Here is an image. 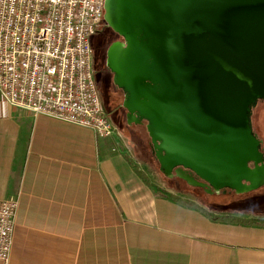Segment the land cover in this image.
<instances>
[{"label": "crops", "instance_id": "1", "mask_svg": "<svg viewBox=\"0 0 264 264\" xmlns=\"http://www.w3.org/2000/svg\"><path fill=\"white\" fill-rule=\"evenodd\" d=\"M129 143L0 92V200H18L7 264H264V212L166 187Z\"/></svg>", "mask_w": 264, "mask_h": 264}, {"label": "water", "instance_id": "2", "mask_svg": "<svg viewBox=\"0 0 264 264\" xmlns=\"http://www.w3.org/2000/svg\"><path fill=\"white\" fill-rule=\"evenodd\" d=\"M105 66L166 178L212 193L264 184L250 109L264 103V0H104Z\"/></svg>", "mask_w": 264, "mask_h": 264}, {"label": "built area", "instance_id": "3", "mask_svg": "<svg viewBox=\"0 0 264 264\" xmlns=\"http://www.w3.org/2000/svg\"><path fill=\"white\" fill-rule=\"evenodd\" d=\"M104 0H0V92L33 114L115 133L95 81L90 37ZM16 197L0 200V260L8 263Z\"/></svg>", "mask_w": 264, "mask_h": 264}, {"label": "rangeland", "instance_id": "4", "mask_svg": "<svg viewBox=\"0 0 264 264\" xmlns=\"http://www.w3.org/2000/svg\"><path fill=\"white\" fill-rule=\"evenodd\" d=\"M110 39L117 40V35L115 33H108ZM117 38V39H116ZM113 40V41H114ZM90 43L93 49V58H94V72H95V81L97 87L100 92L101 101L108 112V115L117 127L119 131H121L122 135L127 137L130 141L129 146L131 151L138 154L140 158H144V156H149L148 151L145 149L137 148L136 141H141L142 137L145 136L144 129L141 127H135V125L130 124L131 126L126 127L127 122L125 118V109L121 106L122 102V92L119 91L118 88L114 87L111 83L112 74L110 71L104 68V60H105V43L103 42V38L99 34H93L90 37ZM104 63V65H103ZM108 86V91L106 86ZM101 86V87H100ZM116 88V89H115ZM105 91V95L107 99L102 97L101 91ZM260 128L264 134V109L260 110L259 116ZM126 124V125H125ZM145 138V137H144ZM134 154V153H133ZM152 161V170L153 173L158 175L160 182L165 184L166 187L172 190H186L189 195H191L194 199H198L204 202L207 207L212 209H217L226 212L233 213H263L264 212V184L260 185L259 188L248 191L246 193H208L204 191L202 188L193 187L188 185L185 181L180 180L176 177L174 178H166L163 174H161L158 170V164L154 158H151ZM154 164V165H153ZM176 181V183H173ZM179 182V183H177ZM173 183V184H172Z\"/></svg>", "mask_w": 264, "mask_h": 264}, {"label": "flooded vegetation", "instance_id": "5", "mask_svg": "<svg viewBox=\"0 0 264 264\" xmlns=\"http://www.w3.org/2000/svg\"><path fill=\"white\" fill-rule=\"evenodd\" d=\"M109 32L114 34V32L111 30V28H109L106 25L105 22L95 32V34H99L103 38V42L106 44L105 50H107V47L109 46V44L114 40V39H110V36L108 34ZM115 35H117V34L115 33ZM117 38H119V37L117 36ZM105 56H106V53H105ZM100 91H101V89H100ZM107 91H108V89H107ZM101 94H102V96H104L105 91L102 90ZM262 109H264V103L262 102V100L258 99L256 102V105L251 107L249 113H250L252 132L258 141V148H259L260 155H261V157L264 158V134L260 128V122H259L260 110H262ZM262 163H264V159H263ZM228 192L229 191H227L226 193H228ZM221 193L222 192H220L219 194H221Z\"/></svg>", "mask_w": 264, "mask_h": 264}, {"label": "trees", "instance_id": "6", "mask_svg": "<svg viewBox=\"0 0 264 264\" xmlns=\"http://www.w3.org/2000/svg\"><path fill=\"white\" fill-rule=\"evenodd\" d=\"M104 63H105V60H104ZM104 63H103V65H104ZM106 66L104 65V68H105ZM107 69V68H106ZM108 70V69H107ZM109 71V70H108ZM111 83H112V81H111ZM106 86V89L108 88V86L107 85H105ZM116 89V88H115ZM119 90V89H118ZM120 91V90H119ZM103 98H105V100L107 99V96L106 95H104V96H102ZM145 122H137V123H133V125H135V127H141L142 128V130L144 129V134H145V136H143L142 137V140L141 141H136V146H137V148L138 147H140L142 150L143 149H145V150H147L148 151V154L150 155V157L151 158H154L153 157V155H152V153H151V150H150V146H149V137H148V135H147V132H146V129H145V124H144ZM126 125V124H125ZM129 126H131V125H126V127H129ZM145 137V138H144ZM173 183H176V181H173ZM172 183V184H173ZM177 183H179V182H177ZM177 190H181V189H177Z\"/></svg>", "mask_w": 264, "mask_h": 264}]
</instances>
